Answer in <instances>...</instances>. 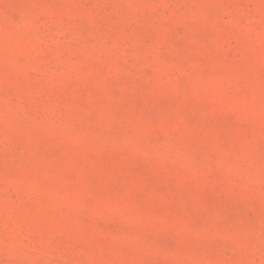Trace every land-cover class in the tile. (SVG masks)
<instances>
[{
  "label": "rangeland",
  "instance_id": "374dc122",
  "mask_svg": "<svg viewBox=\"0 0 264 264\" xmlns=\"http://www.w3.org/2000/svg\"><path fill=\"white\" fill-rule=\"evenodd\" d=\"M0 264H264V0H0Z\"/></svg>",
  "mask_w": 264,
  "mask_h": 264
}]
</instances>
